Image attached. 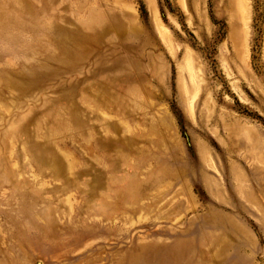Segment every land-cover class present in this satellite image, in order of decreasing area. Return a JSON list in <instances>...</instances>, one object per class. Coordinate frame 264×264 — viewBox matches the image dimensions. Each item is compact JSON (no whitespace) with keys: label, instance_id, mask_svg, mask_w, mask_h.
<instances>
[{"label":"rangeland","instance_id":"1","mask_svg":"<svg viewBox=\"0 0 264 264\" xmlns=\"http://www.w3.org/2000/svg\"><path fill=\"white\" fill-rule=\"evenodd\" d=\"M45 1L0 17V264H264V0Z\"/></svg>","mask_w":264,"mask_h":264},{"label":"bare ground","instance_id":"2","mask_svg":"<svg viewBox=\"0 0 264 264\" xmlns=\"http://www.w3.org/2000/svg\"><path fill=\"white\" fill-rule=\"evenodd\" d=\"M19 1H21L23 3V6H24V8H21L22 14H23V10H24V12H26L25 16H30V17L36 18L38 20H39V17H41L40 14H39V11H41L43 13V11H44L43 7H46V3H45L46 1L45 0H40L41 1V10H39V7L36 8V6L33 4V2H31V0H19ZM0 4H3V6L0 5L1 6L0 17L5 19V17L10 15V10H12L13 13L17 17V0H0ZM4 5H14V6L10 10H8ZM42 17H43V15H42ZM105 17L107 19V20L105 19L106 23L103 22V20H102V22L105 23L107 27L114 28L115 23L113 21V17L112 16H108V15H106ZM16 25H17V23H16ZM37 25H39V24H37ZM35 27H36V25H35ZM43 27L45 28L47 26H43ZM40 28H42V25H41ZM40 28H38V29H40ZM51 28L56 33L58 32V33H61V34H59L57 37L56 36L55 37L54 36H51V37L48 36V38L46 37V41L53 48H55V49L58 48L57 50H59L60 52H57V56L58 57L53 56V55H49V58L52 61L56 60L55 62H57L58 65L60 67H62V68H65V67L66 68L67 67L72 68V69H70L72 72H75L77 69H74L73 67H71V65L69 63L68 51L69 50H77V49H79V50H83L84 51V53L81 54L82 56H86V55L88 56L89 53H88V51H85V50H88L92 46L95 45V47L97 48V52H98V61H97V63L99 62V64L96 65L97 68H95L96 70L95 69L94 70L95 71H99V72H101V74H103L102 77H103L104 81H102L103 83L101 85H105L106 86V90H104L103 92H100V88H102V86L99 85L100 83L96 82V85H94L95 86V91L92 93V97H98L99 98V92H100L101 96H104L105 98H108L110 95L108 93H105V92H107V90L110 89V87H112L115 84V81L118 78V77H116L117 74H120L119 77H123V75L126 73V72L123 71L124 68H125V71H126V67L125 66L123 67V64L127 63L128 58H127V56H124V55L123 56H118L116 53H113V52L110 54V57H108L107 55H104L100 51V49H99V40H100V38L99 37H100V33L103 30H105V28L101 27V29H99L97 31L98 35L96 37H94V38H92L90 36H87V35H83V34L80 35V36H77L74 31L64 30L63 28L57 26L56 24H55V26L52 25ZM34 34H36V31L32 30V35H34ZM11 38H13V37H11ZM71 71H69V72H71ZM122 81L124 82L123 79H122ZM120 89L122 90V88H120ZM127 185H128V183H127ZM125 187L126 186H124V188ZM133 188H135V187H133ZM164 251L165 250H163V252Z\"/></svg>","mask_w":264,"mask_h":264}]
</instances>
